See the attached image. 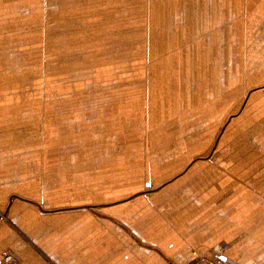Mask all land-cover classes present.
<instances>
[{
    "label": "crops",
    "instance_id": "obj_1",
    "mask_svg": "<svg viewBox=\"0 0 264 264\" xmlns=\"http://www.w3.org/2000/svg\"><path fill=\"white\" fill-rule=\"evenodd\" d=\"M264 264V0H0V255Z\"/></svg>",
    "mask_w": 264,
    "mask_h": 264
},
{
    "label": "built area",
    "instance_id": "obj_2",
    "mask_svg": "<svg viewBox=\"0 0 264 264\" xmlns=\"http://www.w3.org/2000/svg\"><path fill=\"white\" fill-rule=\"evenodd\" d=\"M227 251V244H216L211 252L196 258L194 264H241L228 257ZM20 260V255L9 249L4 250L0 255V264H19Z\"/></svg>",
    "mask_w": 264,
    "mask_h": 264
}]
</instances>
